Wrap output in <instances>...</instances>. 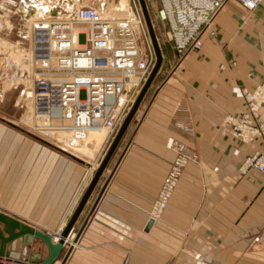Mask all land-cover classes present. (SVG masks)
Returning a JSON list of instances; mask_svg holds the SVG:
<instances>
[{"label":"crops","instance_id":"crops-1","mask_svg":"<svg viewBox=\"0 0 264 264\" xmlns=\"http://www.w3.org/2000/svg\"><path fill=\"white\" fill-rule=\"evenodd\" d=\"M51 1L63 13L96 0ZM214 27L216 36H205L202 48L181 61L169 44L55 264H264V178L240 169L261 140L244 144L224 124L245 110L241 89L264 82V0L251 13L228 2ZM7 45L1 41L0 51ZM259 116L264 125V106ZM169 139L192 149L198 161L185 167L166 210L144 233L174 159ZM105 144L106 137L100 146L86 140L75 158L0 119V212L56 237L90 184ZM30 242V248L21 240L14 250L8 247L10 260L28 253L45 259V244Z\"/></svg>","mask_w":264,"mask_h":264},{"label":"built area","instance_id":"built-area-1","mask_svg":"<svg viewBox=\"0 0 264 264\" xmlns=\"http://www.w3.org/2000/svg\"><path fill=\"white\" fill-rule=\"evenodd\" d=\"M262 1L158 0L156 17L181 61L202 48L205 36H216L214 20L228 2L251 13ZM120 2L96 0L60 13L61 5L47 0L46 16L26 23L30 54L27 68L16 67V77L24 86L23 101L32 106L38 134L67 131L72 144L83 142L91 131H103L106 143L116 135L155 63L138 1L127 0L124 9H119ZM241 95L243 114L224 124L244 144L261 140L259 150L240 169H254L264 178V125L259 116L264 82L252 90L241 89ZM166 147L174 159L149 209L154 220L166 210L185 167L198 161L192 149L173 139ZM261 190L264 194V183Z\"/></svg>","mask_w":264,"mask_h":264},{"label":"rangeland","instance_id":"rangeland-1","mask_svg":"<svg viewBox=\"0 0 264 264\" xmlns=\"http://www.w3.org/2000/svg\"><path fill=\"white\" fill-rule=\"evenodd\" d=\"M12 1H14L15 4H13ZM22 1L23 2L20 5L21 9H19L17 7V4L21 2L20 0H0V42L4 41L8 44L5 50L0 51V119H2L4 122L12 124L15 128L26 132L32 137H35L36 140L42 145L51 147L52 149H55L57 151H61L58 148L60 146L59 143H57L53 139L46 137L45 135L35 132L33 129V123L23 121V118L27 111V104L23 101L22 98V89L24 86L16 77L17 66L4 62L5 54H7L6 57L10 58L11 54L15 51V48L30 54V38L27 37V31L29 29L26 23H28V21L34 15L44 14L47 7H49L47 5V0ZM145 1L157 37V41L161 49L162 57L164 59L166 49L169 47V43L166 40L164 27H162L156 17L158 0ZM135 2L137 4V0H135ZM126 6L127 2H125L123 6L119 5V9H124ZM22 10L24 11V13H22ZM103 135L105 138L104 132ZM112 140L105 144V148L102 151L103 157ZM65 154L71 157H77V155L74 153H72V155L68 153Z\"/></svg>","mask_w":264,"mask_h":264},{"label":"water","instance_id":"water-1","mask_svg":"<svg viewBox=\"0 0 264 264\" xmlns=\"http://www.w3.org/2000/svg\"><path fill=\"white\" fill-rule=\"evenodd\" d=\"M148 34V38L150 40V44L155 56V63L153 68L151 69L150 74L148 75L146 81L144 82L142 88L140 89L133 105L128 111L126 117L124 118L122 124L120 125L116 135L114 136L110 146L108 147L100 165L96 169V172L88 185L86 191L81 197L76 209L74 210L71 218L69 219L66 226L58 233L56 237H52L51 235L36 230L33 227H30L4 213L0 212V260L5 263L11 262V264H55L64 249L65 242L73 232L75 224L87 202L89 197L91 196L94 188L97 185V182L105 170L107 164L111 160V157L117 150L121 140L123 139L128 127L130 126L133 118L135 117L144 97L149 91L155 77L157 76L163 61L161 49L159 47L157 37L153 28V24L151 22L148 8L145 0H137ZM155 220L149 218L145 228L144 233H148L150 229L153 227ZM31 239H36L42 241L48 251V254L45 259L40 260L39 258L34 257L32 254L28 253L27 257H23L22 260L12 261L9 258L7 253V248L10 247L14 250L15 242L21 240L22 244L30 248ZM1 264V263H0Z\"/></svg>","mask_w":264,"mask_h":264},{"label":"bare ground","instance_id":"bare-ground-1","mask_svg":"<svg viewBox=\"0 0 264 264\" xmlns=\"http://www.w3.org/2000/svg\"><path fill=\"white\" fill-rule=\"evenodd\" d=\"M46 16V13L44 14H36L34 15L29 21L35 20V19H41ZM28 21V22H29ZM7 54H5V59L4 62H7L9 64L17 66V68H27L25 65L26 64V59H29L28 53L25 51H20L19 49L15 48V51L11 54L10 58L6 57ZM10 60V61H9ZM12 62V63H10ZM27 111L26 114L23 118L24 122H31L34 123V120L32 118V106L30 103H27ZM46 137L55 140L57 143L60 144V146L68 151H71L74 154H79L83 151V145L82 143L86 140H88L90 143H96L100 146V144L103 141L104 135L103 131L102 133L99 131H91L88 136L84 139L83 142H74L73 144L71 143V138L70 134L67 131H48L44 133ZM68 139V140H67Z\"/></svg>","mask_w":264,"mask_h":264}]
</instances>
